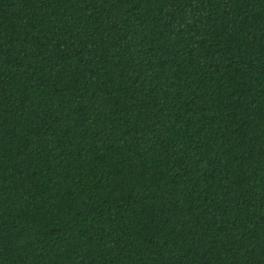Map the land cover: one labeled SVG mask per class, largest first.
<instances>
[{"label":"trees","instance_id":"16d2710c","mask_svg":"<svg viewBox=\"0 0 264 264\" xmlns=\"http://www.w3.org/2000/svg\"><path fill=\"white\" fill-rule=\"evenodd\" d=\"M0 264H264V0H0Z\"/></svg>","mask_w":264,"mask_h":264}]
</instances>
